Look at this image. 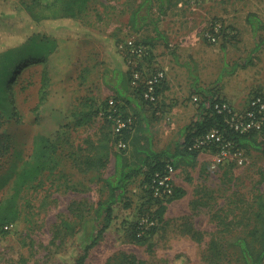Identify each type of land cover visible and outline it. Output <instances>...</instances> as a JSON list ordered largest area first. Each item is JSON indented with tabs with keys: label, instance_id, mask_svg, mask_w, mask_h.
Segmentation results:
<instances>
[{
	"label": "rangeland",
	"instance_id": "374dc122",
	"mask_svg": "<svg viewBox=\"0 0 264 264\" xmlns=\"http://www.w3.org/2000/svg\"><path fill=\"white\" fill-rule=\"evenodd\" d=\"M143 2L90 0L79 19L111 42L70 33L54 36L55 31L23 12L14 28L9 27L12 17L0 19V67L5 61L8 67L0 75V201L11 193L35 137L58 129L62 134L58 166L23 191L20 217L0 233V264H76L83 249L63 220H70L76 231L84 226L81 215L102 226L104 213L99 216L97 208L108 195L102 178L114 173L116 153L124 151L114 141L113 123L97 113L108 108L109 99L116 98L124 114L135 119L126 139L129 153L141 128H147L157 151H174L205 98L202 88L239 110L254 95H264V45L252 53L258 37L247 22L249 12L264 20V0H172L163 6L153 0L141 11L149 13V23L135 31L130 18ZM21 4L0 0V10L11 12ZM216 27L218 38L211 41L207 33ZM11 29L18 32L10 35ZM34 33L40 34L28 40ZM130 39L148 46L149 53L130 54ZM10 47L11 52L4 51ZM250 55L252 63L231 70ZM158 70L166 77L151 101L145 91ZM75 110H92L94 117L76 125ZM100 143L108 144L107 165H79L82 157L96 155ZM215 148L204 149L195 165L175 167V185L184 193L166 204L157 228L143 241L128 237L131 223L149 208L156 213L159 204L149 199L144 171L131 179L126 194L131 207L117 208L114 224L85 264H106L121 251L149 264H211L213 241L220 244L222 264H241L224 244L255 224V196L264 192V150L247 147L241 149L243 162L236 157L214 165ZM189 229L201 231L199 238Z\"/></svg>",
	"mask_w": 264,
	"mask_h": 264
},
{
	"label": "trees",
	"instance_id": "16d2710c",
	"mask_svg": "<svg viewBox=\"0 0 264 264\" xmlns=\"http://www.w3.org/2000/svg\"><path fill=\"white\" fill-rule=\"evenodd\" d=\"M159 1L163 6L165 2L169 3L172 0ZM89 2L90 0H22L21 9L19 6L16 10L11 12H7L3 9L0 10V19L3 20L12 17L9 27L14 28V25L22 21L23 12L32 20L46 25L50 32L55 31V34L51 32L54 36L66 37L70 33L75 37H93L100 39L102 42H111V40L105 39V37L97 34L80 21L79 18L82 12L88 8ZM152 2L153 0H144V2L133 11L130 18V24L135 31L141 30L149 23V13H142L141 11L146 4H151ZM161 12H165V9L162 7ZM247 22L252 26L258 37L256 46L252 50V53H254L264 45V33H260V29H264V20L258 13L249 12ZM17 32L16 29H11L9 34L14 35ZM37 34L40 33H34L28 40ZM11 50L12 48L10 47L4 51L8 53L11 52ZM108 53H110V51H108ZM12 60V65L16 64V59ZM252 62V55L247 58H241L234 63L231 70L236 71L239 67L245 68ZM6 64L7 62L5 61L3 63L4 66L0 67V75H5L7 73L8 67H6ZM228 70L229 69L226 67L224 72ZM162 85L159 84L158 86ZM136 89L137 94L138 86ZM200 90H203L205 93V98L201 102L195 118L185 127L182 134L183 138L177 144L174 151H157L152 145L151 137L147 135V128H141L138 129V132L135 133L132 139L131 152L126 153L125 150L127 149H124V151L116 153L114 173L108 177L102 178L108 187L107 198L101 200L97 208L99 216L104 213V222L102 226H96L94 221H90L88 217L81 215L80 220L84 226L83 229L76 231L75 226L70 220H63L66 231H75L74 233L80 239V245L83 249V252L76 258V264L86 263L90 250L99 243L105 232H107L114 224L117 208L120 206L126 208L131 207L132 202L126 195L127 187L129 181L142 171L145 173L144 182L147 188L146 190L150 195L149 199H155L159 205L156 209V213L149 208L141 219L138 218L131 223L128 237L134 241H143L150 237L155 228H157L159 220L158 216H160V213L166 208V204L184 193L181 188L175 185L174 193L170 197H155L152 190L147 186V183H150L151 177L154 173L157 171L163 172L167 163H172L176 168L182 162L188 165H195L201 152L204 149L214 146L197 148L194 146L197 138L214 128H221L226 137L231 138L234 141L233 150L244 149L247 147L264 150V139H260V137L264 138V129L260 133L253 131L245 134L230 129L225 120L224 114L219 113L215 108V104L223 99H220V97L211 90L205 88ZM158 91H161L160 87H158ZM42 98H45V93H43ZM101 111L102 109H99L97 113H100ZM72 117L75 120L76 125H82L91 122L94 114L92 110H75ZM60 132V129H58L54 133H39L35 137L33 152L30 158L24 162L21 169L18 171L16 178L13 181L11 193L5 199L0 201V233L5 232L6 228L17 221L20 217L21 209L19 199L21 198L23 191L34 182L40 180L44 173L52 172L58 166V153L61 146L62 135ZM130 132L131 131L126 132L125 139L128 140ZM114 141H117V137L114 138ZM107 148V143H100L96 148V155L93 157H82L79 165L87 169H101L105 167L109 158ZM255 204L257 208L255 210V224L251 230L246 234H239L235 237L229 238L224 244V246L234 250L237 254V259L241 264H264V192L255 196ZM144 217L148 218L149 221H154V224L150 227H146L147 223L141 224V221L145 219ZM190 232H192V235L195 238H199L198 236L201 234V231L199 230H190ZM210 250V263L222 264V255H220L221 250L218 241H213L211 243ZM184 256V254H178L177 258H184ZM106 264L149 263L146 260L140 259L134 253L121 251L116 254L115 257L110 258Z\"/></svg>",
	"mask_w": 264,
	"mask_h": 264
},
{
	"label": "built area",
	"instance_id": "2783aa9c",
	"mask_svg": "<svg viewBox=\"0 0 264 264\" xmlns=\"http://www.w3.org/2000/svg\"><path fill=\"white\" fill-rule=\"evenodd\" d=\"M216 31H208L207 36L211 41H216L218 38V28ZM124 47V45H121ZM128 52L132 55L148 54L149 47L146 45L138 44L137 41L130 39L126 45ZM166 77L164 70H158L154 77L150 80L145 96L148 100H156L157 86ZM198 100V97H195ZM215 108L219 113L224 114L225 120L230 129L241 133H249L253 131L261 132L264 129V95L259 93L254 95L248 106L245 109H236L228 100H221L215 104ZM100 116L106 118L113 123V131L117 137V143L120 149H127L129 146L128 141L125 139L127 131L134 129L135 119L130 115H125L122 107L116 98H111L108 101V108L100 112ZM214 145L216 153L214 157V165L225 163L228 158H241L242 150L234 148V141L226 137L221 128H214L206 134L197 138L195 147H209ZM176 168L172 163H167L165 170L157 171L151 177L150 183L147 186L152 190L155 197L167 198L174 193L175 189V174ZM147 223L146 227L154 224V221H149L145 218L141 224Z\"/></svg>",
	"mask_w": 264,
	"mask_h": 264
},
{
	"label": "crops",
	"instance_id": "0c3cea01",
	"mask_svg": "<svg viewBox=\"0 0 264 264\" xmlns=\"http://www.w3.org/2000/svg\"><path fill=\"white\" fill-rule=\"evenodd\" d=\"M204 152H202V154H203Z\"/></svg>",
	"mask_w": 264,
	"mask_h": 264
}]
</instances>
